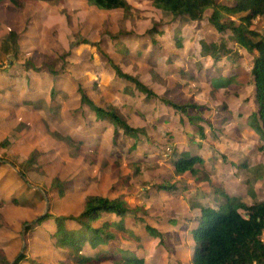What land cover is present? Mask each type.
<instances>
[{
  "label": "rangeland",
  "instance_id": "374dc122",
  "mask_svg": "<svg viewBox=\"0 0 264 264\" xmlns=\"http://www.w3.org/2000/svg\"><path fill=\"white\" fill-rule=\"evenodd\" d=\"M128 1L129 10H104L86 0H22L23 6L0 8V264L14 263L21 252L27 257L20 264H61L70 249L56 244L57 218L79 214L89 195L126 200L132 212L125 226L140 230L147 223L161 233L147 250L137 251L161 264L187 261L174 239L191 223L198 197L214 203L223 189L247 204L264 200V135L252 138L247 131L256 102L252 56L229 41L230 32L215 29L211 10L202 20H173L153 0ZM253 26L264 31V18ZM11 32L16 42L6 44ZM201 40H224L243 52L240 67L232 71L227 57L215 65L211 54L202 53ZM113 61L155 96L119 76ZM235 72L240 83L213 90L212 78ZM81 89L142 131L131 136L97 116L82 101ZM164 99L207 106L205 137ZM59 134L75 142L68 145ZM188 149L204 164L196 175H174V152ZM55 177L65 184L63 198L52 186ZM170 178L176 186L185 182L188 191L157 187ZM46 214L52 217L35 222Z\"/></svg>",
  "mask_w": 264,
  "mask_h": 264
},
{
  "label": "trees",
  "instance_id": "16d2710c",
  "mask_svg": "<svg viewBox=\"0 0 264 264\" xmlns=\"http://www.w3.org/2000/svg\"><path fill=\"white\" fill-rule=\"evenodd\" d=\"M86 1L104 10L131 9L128 0ZM20 2L22 0H0V8L7 3L21 4ZM153 3L157 8L170 13L173 20L179 18L191 21L202 20L206 11L211 10L208 19L215 29L219 33L230 32L229 41L236 43L239 49L252 56L250 72L253 79L252 83L255 86L258 110L252 112L249 123L255 132H259L263 136L264 31L254 28L253 22L256 18H264V0H232L231 4L222 3L218 0H153ZM21 5L23 6V4ZM236 16L237 18H233ZM16 38V32H11L5 43L7 41L15 43ZM176 39L178 42L181 41V36L177 35ZM200 43L202 53L205 55L211 54L216 62H220L224 57H227L230 62H233L232 68L240 67V60L243 58L244 53L228 48V42L224 40L221 42L201 40ZM235 62L238 64H235ZM113 66L119 76L134 82L139 89L155 96L154 91L140 81L137 76L124 73L114 61ZM32 67L35 69V66ZM50 68L52 72H55L54 68ZM236 83H240L238 74H232L229 77L221 76L212 80L214 91ZM81 92L82 101L92 107L100 118L110 120L116 127L123 129L126 134L131 136H136L139 131H142L140 128L129 125L124 116L114 106L110 105L105 108L98 106L85 90L81 89ZM164 102L186 116L189 123L197 126L198 132L205 137L202 124L210 123L206 116L207 106L198 103L194 99L181 102L164 99ZM59 138L63 139L68 145H73L75 142V139L69 135L59 134ZM174 155H176L172 160L174 175L185 173L196 175L201 169L200 166L204 164L202 157L191 151H176ZM32 161L33 159L28 160L27 164ZM35 163L37 162L35 161ZM22 167L21 174L25 173L24 163ZM52 186L57 190L59 198L65 196V184L59 177L54 178ZM157 187L171 192L176 189V183L170 178L169 181L166 180ZM218 193L222 197V202L218 207H201L202 217L200 225L195 230L196 247L192 263L264 264V200L247 204L241 197L230 195L223 189H220ZM43 194L44 199L49 201V192ZM131 209V206L124 199L89 195L85 198L79 214L58 217V227L54 233L56 244L70 249L61 264H103L108 260H112L114 264H148L143 257L136 254V251L127 248L124 242L137 244L139 248H143L142 240L147 235L156 234V231L147 224L144 227V233L140 234L126 227L124 218L132 212ZM104 213L116 215L120 217V220H112L103 215ZM50 217H52L51 214H46L43 219L39 218L35 222L41 224ZM68 222L76 225L69 227ZM32 223L34 221L27 225L26 231L32 228ZM158 234L162 236L161 233L158 232ZM111 241L115 242L116 246L100 249V247L109 244ZM87 244L95 250L94 255L83 253V249ZM62 251L65 255L64 250ZM26 257L22 252L19 253L13 264H20Z\"/></svg>",
  "mask_w": 264,
  "mask_h": 264
},
{
  "label": "crops",
  "instance_id": "0c3cea01",
  "mask_svg": "<svg viewBox=\"0 0 264 264\" xmlns=\"http://www.w3.org/2000/svg\"><path fill=\"white\" fill-rule=\"evenodd\" d=\"M208 11V10H207ZM206 11V12H207ZM212 41H215V40H212ZM212 41H208V42H212ZM202 47V46H201ZM228 59V58H227ZM224 60V59H223ZM214 61H215V59H214ZM221 62V61H220ZM220 62H216L215 61V65L217 64V63H220ZM223 68H225V66L223 65L222 66ZM236 70V68L234 69V70H232V71H235ZM238 72H235L234 74H237ZM232 74H230L229 76H231ZM228 76V77H229ZM221 76H219V77H214L215 79L216 78H220ZM193 78V77H192ZM214 78H212L211 79V86H212V80H214ZM253 84V83H252ZM231 85H236V84H230L229 86H231ZM228 86V87H229ZM222 88H224V87H222ZM254 88H255V86H254ZM221 89V88H220ZM187 100V99H186ZM255 101H256V98H255ZM199 103V102H198ZM201 104V103H200ZM254 110H258V106H257V104H256V102H255V105L250 109V116H251V114H252V112L254 111ZM207 116V115H206ZM249 116V117H250ZM207 118H208V116H207ZM209 119V118H208ZM220 121H222V120H220ZM188 123H189V121H188ZM248 123H249V118H248ZM190 124V123H189ZM249 126H250V123H249ZM247 131H249V133H248V135H250L252 138H254L253 137V134L255 133V131H254V129L250 126V128H249V130H247ZM190 137H192V134H191V136ZM260 137V136H259ZM192 138H194V137H192ZM191 138V139H192ZM264 139V138H263ZM194 140V139H193ZM194 142V141H193ZM195 143V142H194ZM193 150V149H192ZM192 150H190V149H188V150H181L182 152L183 151H191L192 153H195V154H197L195 151H192ZM176 156V155H175ZM173 159H174V157H173ZM172 159V160H173ZM170 166L172 167V169H173V165H172V162L170 163ZM174 170V169H173ZM189 174V173H188ZM188 188H189V186H186V184H185V182L183 183V185H180V186H176V189L175 190H172L171 192H169V193H174V192H178V191H180V189L182 190V191H188ZM165 191V190H164ZM226 191V190H225ZM165 192H168V191H165ZM228 193V192H227ZM228 194H230V193H228ZM219 195V198L218 199H215L216 201L214 202V203H210L209 201H204V200H202V198H200V197H198L197 199H195V200H197V203H195L194 205H192L191 206V208H192V210H193V213H195V215H194V217L193 218H189L188 219V221H190L191 223H187V225H188V228L187 229H185V228H182L181 230L179 229V232L181 233V234H179V237H175V239H174V243H178L179 244V246H180V249H181V251L183 252H178V254H180V255H182V256H185V258H187V261L184 263V264H193L192 263V260H193V257H194V253H195V247H196V241H195V230L198 228V226L200 225V222H201V217H202V210H201V207H218L219 206V204L222 202V197L220 196V194H218ZM230 195H233V194H230ZM233 196H236V195H233ZM131 213H129L128 215H130ZM124 222H125V218H124ZM194 223H196V224H194ZM147 223H144V225L143 226H141V229L140 230H137L136 228H132V227H130V226H128V225H126V227H128V228H130V229H132L134 232H136L137 234H140V233H144L143 231H144V227H145V225H146ZM148 225V224H147ZM177 224H174V227L176 226ZM177 227H179V226H177ZM153 228V227H152ZM153 229H155V228H153ZM155 231H156V234H153V235H147V237L146 238H144L143 240H142V242H143V248H139L138 246H137V244H133V245H136V250H133V251H136V254H137V251H139V250H147V248L149 247V245L151 244V241L154 239V237L158 234V231L155 229ZM194 233V234H192L191 235V233ZM180 235H184L183 236V238H180ZM157 237H161L159 234L157 235ZM188 240V241H187ZM125 244H126V242H124ZM189 246V250H185L186 248H184V246ZM115 246H116V244H115ZM121 246H122V244H121ZM114 247V246H113ZM127 247V246H126ZM131 247V246H130ZM130 247H127V248H130ZM112 248V247H111ZM91 248H85L84 249V252L83 253H85V254H90V255H94V253H95V250L94 249H91ZM131 249V248H130ZM92 252H94V253H92ZM138 255V254H137ZM138 256H140V255H138ZM140 257H143V256H140ZM144 259H145V261H146V263H148V264H161V263H156V262H153V261H148L146 258H145V256L143 257ZM182 259V258H181ZM64 260V259H63ZM105 263H111V264H114L113 263V261L112 260H108V261H105L103 264H105ZM165 264H179V263H177L176 261H171L170 262V260H169V262L168 263H165Z\"/></svg>",
  "mask_w": 264,
  "mask_h": 264
},
{
  "label": "built area",
  "instance_id": "2783aa9c",
  "mask_svg": "<svg viewBox=\"0 0 264 264\" xmlns=\"http://www.w3.org/2000/svg\"><path fill=\"white\" fill-rule=\"evenodd\" d=\"M264 239V238H263ZM254 264H257V263H254Z\"/></svg>",
  "mask_w": 264,
  "mask_h": 264
},
{
  "label": "water",
  "instance_id": "95a60500",
  "mask_svg": "<svg viewBox=\"0 0 264 264\" xmlns=\"http://www.w3.org/2000/svg\"><path fill=\"white\" fill-rule=\"evenodd\" d=\"M13 264V263H12Z\"/></svg>",
  "mask_w": 264,
  "mask_h": 264
}]
</instances>
